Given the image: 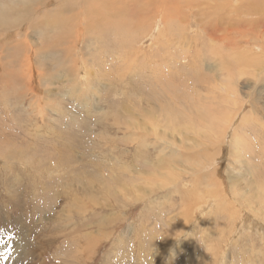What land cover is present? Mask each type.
Masks as SVG:
<instances>
[{
  "label": "rangeland",
  "instance_id": "rangeland-1",
  "mask_svg": "<svg viewBox=\"0 0 264 264\" xmlns=\"http://www.w3.org/2000/svg\"><path fill=\"white\" fill-rule=\"evenodd\" d=\"M85 1L0 36V264H264V0Z\"/></svg>",
  "mask_w": 264,
  "mask_h": 264
},
{
  "label": "bare ground",
  "instance_id": "bare-ground-1",
  "mask_svg": "<svg viewBox=\"0 0 264 264\" xmlns=\"http://www.w3.org/2000/svg\"><path fill=\"white\" fill-rule=\"evenodd\" d=\"M42 0H6V2L3 4V5H1L0 4V13H2V14H4V16H2V18L0 17V31L2 32V33H0V36H2V35H5V34H10L11 35V33L9 32V30H10V28H13V30L14 29H16V28H18V27H20V25H22L23 27L27 24V30L28 29H31V31H33L34 30V27H36L38 24L36 23V21H38L41 17H42V14L44 15H47V12H44V11H34V10H36V8L40 5V2H41ZM52 1V0H51ZM56 1V0H55ZM77 1V0H76ZM83 1V0H82ZM85 1V0H84ZM124 1V0H123ZM144 1V0H143ZM165 1V0H164ZM177 1V0H176ZM175 1V2H176ZM181 1V0H180ZM194 1V0H193ZM204 1V0H203ZM203 1H202V3H203ZM207 1V0H206ZM209 1V0H208ZM232 1V0H231ZM260 1V0H259ZM71 2V1H70ZM80 2V1H79ZM79 2H78V4H79ZM86 2V1H85ZM88 3H100V4H102V2H103V0H88L87 1ZM174 2V1H173ZM178 2V1H177ZM182 2H184L183 0H182ZM186 2V1H185ZM211 2V1H210ZM217 2V1H216ZM223 2H225V1H223ZM233 2V1H232ZM231 2V3H232ZM81 3V2H80ZM83 3V2H82ZM73 4V3H72ZM85 4V3H84ZM89 4V5H90ZM176 4V3H175ZM179 4H181V3H178V5ZM184 4V3H183ZM182 4V5H183ZM206 4H207V2H206ZM220 4H222V3H220ZM224 4V3H223ZM226 4V3H225ZM74 5V4H73ZM72 5V6H73ZM86 5V4H85ZM174 5V4H173ZM177 5V4H176ZM185 5V4H184ZM183 5V6H184ZM195 5V4H194ZM233 5V4H232ZM67 6V5H66ZM79 6V5H78ZM84 6V5H83ZM82 6V7H83ZM92 6V5H91ZM91 6H89V7H91ZM181 6V5H180ZM179 6V7H180ZM212 6L214 7L215 5H213V2H212ZM218 6V5H217ZM228 6V5H227ZM61 7V6H60ZM74 7V6H73ZM80 7V6H79ZM86 7H88L87 5H86ZM259 7V6H258ZM63 8V7H62ZM67 8V7H66ZM66 8H64V9H66ZM94 8V7H93ZM93 8H91V9H93ZM188 9L190 8V7H187ZM215 9L217 8V7H214ZM214 8H213V10H214ZM138 9V8H137ZM143 9V8H142ZM230 9V8H229ZM228 9V10H229ZM238 9V8H237ZM67 10V9H66ZM77 10V9H76ZM83 10V9H82ZM87 10V9H86ZM129 10V9H128ZM133 11H135L134 9H132ZM149 10H151L150 9V7H149V9H148V11ZM165 10V9H164ZM195 10V9H194ZM258 10V9H257ZM65 11V10H64ZM94 11V10H93ZM97 10H95V12H96ZM99 11H100V9H99ZM130 11V10H129ZM138 11V10H137ZM153 11H154V8H153ZM153 11H151V12H153ZM182 11V10H181ZM206 11V10H205ZM204 11V12H205ZM211 11V10H210ZM218 11H220V10H218ZM239 11V10H238ZM84 12H85V10H84ZM125 12V11H124ZM180 12V11H179ZM178 12V13H179ZM203 12V11H202ZM208 12V11H207ZM225 12V11H224ZM230 12H231V10H230ZM50 13V12H49ZM64 13V12H63ZM77 13V12H76ZM129 13V12H128ZM133 13V12H132ZM191 13V12H190ZM78 14V13H77ZM82 14V13H81ZM95 14V13H94ZM130 14V13H129ZM135 14V13H134ZM148 14H149V12H148ZM153 14H154V12H153ZM156 14L157 13H155V15L154 16H156ZM192 14V13H191ZM220 14V13H219ZM223 14V13H222ZM233 14V13H232ZM57 15H60L59 13H57ZM62 15V14H61ZM64 15H66L65 13H64ZM73 15V14H72ZM76 15V14H75ZM80 15V14H79ZM135 15H137V14H135ZM134 15V16H135ZM182 15H184V14H182ZM189 15V14H188ZM230 15V14H229ZM9 16H11L12 17V20L11 21H8L9 20ZM67 16H69V15H67ZM94 16V15H93ZM123 16V15H122ZM121 16V17H122ZM185 16V15H184ZM187 16V15H186ZM191 16H193V15H191ZM74 17H76V16H74ZM90 17H92V16H90ZM90 17L88 16V18L90 19ZM121 17H119V18H121ZM126 17H128V14H127V16ZM131 17H133V16H131ZM151 16L149 15V18H150ZM165 17V16H164ZM189 17V16H188ZM248 17V16H247ZM60 18H64L63 16L62 17H60ZM77 18V17H76ZM75 18V20H77V19H79V18H77L76 19ZM85 18H86V16H85ZM87 18V19H88ZM157 18V17H156ZM169 18H171V17H169ZM175 18V17H174ZM181 18V17H180ZM179 18V19H180ZM227 18V17H226ZM66 19V18H65ZM64 19V20H65ZM73 19V21H74V18H72ZM127 19V18H126ZM131 19V18H130ZM152 19H154L153 17L151 18V20ZM189 19V18H188ZM213 19V18H212ZM211 19V20H212ZM44 20H46V19H44ZM54 20H56V19H54ZM63 20V19H62ZM66 20H69V18H67ZM92 20V19H91ZM90 20V21H91ZM107 19H105V21H106ZM150 20V19H149ZM156 20V19H155ZM170 20V19H169ZM171 20H173V19H171ZM176 20V19H175ZM191 20V19H190ZM190 20H188V21H190ZM214 20H216V19H214ZM70 21V20H69ZM97 21H99L100 23L102 22V21H100V20H97ZM112 21V20H111ZM124 22H125V20H123ZM127 21V20H126ZM129 21V20H128ZM131 21V20H130ZM206 21V20H205ZM11 22V23H10ZM45 22H47V24H49L50 22H52V21H50L49 22V20L47 21H45ZM58 22V21H57ZM57 22L54 24V25H56L57 24ZM63 22V21H62ZM71 22V21H70ZM75 22V21H74ZM80 22H81V20H80ZM87 22V21H86ZM107 22V21H106ZM140 22H142L141 21V19H140ZM147 22H149V21H147ZM153 22V21H152ZM152 22H150L149 24H151ZM166 22V21H165ZM164 22V24H166ZM174 21H170V23H173ZM190 22H193V21H190ZM33 23V24H32ZM53 23V22H52ZM64 23V22H63ZM65 23H69L68 21L67 22H65ZM82 23V22H81ZM107 23H109V22H107ZM121 24H122V22H120ZM175 23V22H174ZM179 24H181L180 22H178ZM216 23H219L218 21L216 22ZM248 23V22H247ZM36 24V25H35ZM70 24V23H69ZM73 24V23H72ZM102 24V23H101ZM118 24V23H117ZM176 24V23H175ZM220 24V23H219ZM222 25H223V23H221ZM257 24V23H256ZM44 25V24H43ZM51 26L53 25V24H50ZM50 25H48V27L50 26ZM62 25V24H61ZM61 25H60V27H61ZM64 25H66V24H64ZM97 25V24H96ZM109 25H111V24H109ZM108 24L105 26V27H108L109 26ZM140 25V24H139ZM144 25V24H143ZM146 25V24H145ZM144 25V26H145ZM158 25V24H157ZM177 25V24H176ZM191 25V24H190ZM46 26V25H45ZM56 26H58V25H56ZM55 26V27H56ZM74 26V25H73ZM72 25L70 26L69 25V27H73ZM85 26V25H84ZM87 26V25H86ZM85 26V27H86ZM100 26V25H99ZM98 26V27H99ZM102 26H103V24H102ZM122 26H123V24H122ZM124 26H126V24H124ZM123 26V27H124ZM147 26V25H146ZM166 26H168V24L166 25ZM172 26V25H171ZM180 26V25H179ZM179 26H177V27H175V28H178ZM214 26V25H213ZM224 26V25H223ZM247 26V25H246ZM54 27V26H53ZM59 27V28H60ZM66 27V26H65ZM64 27V28H65ZM76 28H77V26H75ZM91 27V26H90ZM89 27V28H90ZM96 27V26H95ZM97 27V29H99ZM151 27H153L152 25H151ZM41 28V27H40ZM40 28H38V29H40ZM47 28V27H46ZM50 28V27H49ZM83 28V27H82ZM87 28V27H86ZM92 28V27H91ZM101 28H104V26L103 27H101ZM140 28V27H139ZM146 28V27H145ZM147 28H148V26H147ZM168 28V27H167ZM180 28V27H179ZM23 29V28H22ZM25 29V28H24ZM57 29H58V27H57ZM63 29V28H62ZM84 29V28H83ZM88 29V28H87ZM86 29V30H87ZM117 29H119V28H116V30ZM122 29V28H121ZM127 29V28H126ZM141 29H142V27H141ZM170 27H169V31H170ZM191 29V28H190ZM232 29V28H231ZM250 29V28H249ZM13 30H10V31H12L13 32ZM26 30V29H25ZM48 30V29H47ZM56 30V29H55ZM59 30V29H58ZM69 30H70V28H69ZM68 30V31H69ZM72 30V29H71ZM89 30V29H88ZM91 30H93V29H91ZM105 30V29H104ZM108 32H109V30H108V28L106 29ZM111 30H114V29H111ZM179 30V29H178ZM183 30V29H182ZM193 30L195 31V29L193 28ZM51 31V30H50ZM54 31V30H53ZM52 31V32H53ZM57 31V30H56ZM62 33H63V31L62 30H60ZM60 31H58L57 33H59ZM98 31H100V30H98ZM97 31V32H98ZM124 31H126L125 29H124ZM127 31H129V28L127 29ZM126 31V32H127ZM144 31H146V30H144ZM164 32L166 31V30H163ZM191 31V30H190ZM40 32V31H39ZM55 32V31H54ZM73 32H74V30H73ZM86 32H88V31H86ZM90 32V31H89ZM88 32V34H90ZM115 32V34H116V36H118L117 35V33H118V31H114ZM148 32H149V29H148ZM147 32V33H148ZM164 32H162V34L164 33ZM168 32V31H167ZM17 34H15V35H17L18 37H23V36H25V35H27V31H22V32H20V31H17L16 32ZM20 33H23V34H20ZM44 33H46V31L44 32ZM56 33V35H59V34H57ZM65 33V32H64ZM96 33V32H95ZM119 33H121V35L123 34L122 32H119ZM127 33H129V32H127ZM144 33V32H143ZM170 33V32H169ZM172 33V32H171ZM40 34V33H39ZM38 34V35H39ZM49 34H51V33H49ZM48 34V35H49ZM61 34V33H60ZM69 33H67V35H68ZM76 34H78V35H83L82 34V31H80L79 29H77L76 30ZM97 34V33H96ZM114 34V33H113ZM126 34V33H125ZM144 34H146V32L144 33ZM198 34V33H197ZM202 34V33H201ZM38 35H37V37H38ZM41 35V34H40ZM39 35V36H40ZM52 35H55V33L54 34H52ZM51 35V36H52ZM91 35H92V33H91ZM98 35V34H97ZM147 35V34H146ZM146 35H143V36H146ZM167 36H168V34H166ZM46 36V35H45ZM45 36H44V38H45ZM71 36V38H73L72 37V34L70 35ZM83 36H85V35H83ZM96 36V35H95ZM94 36V37H95ZM163 36V35H162ZM169 36H171L172 37V34H170ZM196 36V35H195ZM203 36V35H202ZM42 37H43V34H42ZM53 37V36H52ZM66 37V36H65ZM68 37H69V35H68ZM80 37V36H79ZM165 37V36H164ZM164 37H163V40H164ZM170 37V38H171ZM175 37H177V36H175ZM186 37V36H185ZM33 38V37H32ZM41 37H39V39H40ZM49 38V37H48ZM51 38V37H50ZM59 38H60V36H59ZM83 38V37H82ZM81 38V39H82ZM99 38H101L100 36H99ZM131 38V37H130ZM143 38V37H142ZM145 38V37H144ZM144 38H143V40H144ZM161 38V37H160ZM2 37H0V41H2ZM27 39V38H26ZM38 39V40H39ZM47 39V38H46ZM63 39V38H62ZM74 39V38H73ZM90 39V38H89ZM156 39H158V37L156 38ZM186 39V38H185ZM20 40V39H19ZM22 40V39H21ZM24 40V39H23ZM41 40H42V38H41ZM53 40V39H52ZM88 40V39H87ZM92 40V39H91ZM102 40V39H101ZM160 40V39H159ZM159 40H156V41H158L159 42ZM47 41V40H46ZM69 41V40H68ZM76 41V40H75ZM86 41V40H85ZM97 41H98V39H97ZM100 41V40H99ZM162 41V39L160 40V42ZM38 42V41H37ZM57 42V40L55 41V43ZM60 43L62 42V41H59ZM77 42V41H76ZM93 42V41H92ZM131 42H133V41H131ZM25 43V42H24ZM47 43V42H46ZM64 43H66V42H64ZM64 43H62V44H64ZM69 43V42H68ZM85 43H87V41L85 42ZM95 43V42H94ZM124 43V42H123ZM25 44H27V43H25ZM37 44V43H36ZM44 44V43H43ZM73 44V43H72ZM29 45H31V44H29ZM28 44L26 45V46H29ZM124 45H126V44H124ZM50 46V45H49ZM64 46H66V45H64ZM74 46H76V45H74ZM110 46V45H109ZM230 46V45H229ZM44 47H47V46H44ZM54 47H56V44H55V46ZM58 47V46H57ZM69 47V46H68ZM71 47H72V45H71ZM111 47V46H110ZM112 47H113V45H112ZM117 47V46H116ZM122 47V46H121ZM127 46H124V48H126ZM26 48V47H25ZM43 48V47H42ZM52 48V47H51ZM77 48V47H76ZM90 48V47H89ZM93 48V47H92ZM118 48V47H117ZM120 48V47H119ZM118 48V49H119ZM150 48V47H149ZM29 49H31V48H29ZM38 49H39V47H38ZM68 49H70V48H67V50ZM95 49V48H94ZM114 49V48H113ZM146 49V48H145ZM151 49V48H150ZM27 50V49H26ZM40 50V49H39ZM0 51H1V46H0ZM36 51H38V50H36ZM46 51H47V49H46ZM71 51V50H70ZM73 51V50H72ZM71 51V52H72ZM93 51H95V50H93ZM43 52H44V50H43ZM49 52V51H48ZM51 52V51H50ZM56 52H58V51H56ZM67 52V51H66ZM75 52V51H74ZM82 52V51H81ZM37 53V52H36ZM47 53V52H46ZM53 53V52H52ZM51 53V55H53V54H55V53H53L52 54ZM68 53V52H67ZM78 53H80V52H78ZM70 54V53H69ZM68 54V55H69ZM73 54V53H72ZM76 54V53H75ZM98 54H99V52H98ZM44 55V54H43ZM55 55H57V54H55ZM58 55H60V54H58ZM83 55V54H82ZM100 55V54H99ZM117 56H118V54H116ZM41 56V55H40ZM40 56H38V57H40ZM73 56V55H72ZM81 56V55H80ZM84 56H85V54H84ZM97 56V55H96ZM111 56V55H110ZM51 57V56H50ZM67 57V56H66ZM70 57H71V55H70ZM75 57H76V55H75ZM106 57V56H105ZM27 58H29V56L27 57ZM45 58V57H44ZM49 58V57H48ZM72 58V57H71ZM77 58V57H76ZM80 58V57H79ZM118 58V60H120L119 58H120V56H118L117 57ZM5 59V58H4ZM7 59V58H6ZM35 59H36V61L40 64L41 62H39V61H41V59L39 60V59H37L36 57H35ZM47 59V58H46ZM52 59V58H51ZM67 59H68V57H67ZM70 59V58H69ZM85 58H83V60H84ZM114 59V58H113ZM146 59V58H145ZM14 60H17V59H14ZM94 60V59H93ZM142 60V59H141ZM8 61V60H7ZM9 61H13V59L12 60H9ZM18 61V60H17ZM17 61H15V62H17ZM23 61H25V60H23ZM28 61H29V59H28ZM28 61H25V62H28ZM35 61V60H34ZM42 61H43V59H42ZM45 61V60H44ZM67 61H69V62H71L70 60H67ZM91 61V60H90ZM113 61V60H112ZM146 61H148V60H146ZM14 62V61H13ZM69 62H67V63H69ZM35 63V62H34ZM48 63V61L47 62H45V64L46 65H49L50 66V63L49 64H47ZM85 63V62H84ZM87 63H89L88 61H87ZM99 64L98 65H100V61L98 62ZM111 63V62H110ZM10 64V63H9ZM17 64V63H16ZM16 64H14V66H13V68L16 66ZM32 64V63H31ZM79 64V63H78ZM96 64H97V62H96ZM101 64H102V62H101ZM117 64V63H116ZM24 65V64H23ZM37 65V64H36ZM43 64H41V66H42ZM65 65V64H64ZM63 65V66H64ZM84 65H86V64H84ZM88 65V64H87ZM205 65V64H204ZM7 66V65H6ZM52 66V65H51ZM51 66H50V68H51ZM67 66H69L68 64H67ZM82 66V65H81ZM80 66V67H81ZM91 66V65H90ZM97 66V65H96ZM95 66V67H96ZM101 66V65H100ZM104 66V65H103ZM110 66H111V64H110ZM243 66V65H242ZM256 66V65H255ZM264 66V65H263ZM2 67H4V66H2ZM11 66H9V67H7V68H10ZM20 67V66H19ZM26 67V66H25ZM66 67V66H65ZM83 67V66H82ZM98 67V66H97ZM140 67V66H139ZM41 68V67H40ZM49 68V67H48ZM63 68V67H62ZM70 68V67H69ZM102 68V67H101ZM111 68V67H110ZM220 68V67H219ZM264 68V67H263ZM17 69H19V68H17ZM16 69V70H17ZM29 69H30V67H29ZM67 69V68H66ZM98 69H99V67H98ZM97 69V70H98ZM208 69V68H207ZM216 69V68H215ZM10 70V69H9ZM22 70H24V68H20V71H22ZM43 70V69H42ZM57 70H61V69H57ZM63 70H64V68H63ZM69 70V69H68ZM102 70V69H101ZM140 70H142V69H140ZM209 70V69H208ZM210 70H212V69H210ZM27 71V70H26ZM45 71H47V70H45ZM74 71V70H73ZM76 71V70H75ZM100 71V70H99ZM98 71V72H99ZM215 71V70H214ZM14 72V71H13ZM18 72V71H17ZM17 72L15 71V73L17 74ZM43 72V71H42ZM78 72H80V71H77V74H78ZM82 72V71H81ZM80 72V73H81ZM102 72V71H101ZM106 72V71H105ZM108 72H109V70H108ZM111 72V71H110ZM144 72V71H143ZM211 72H213V71H211ZM257 72V71H256ZM3 73V72H2ZM11 73H12V70H11ZM20 73H22V72H20ZM25 73V72H24ZM37 73V72H36ZM70 73H71V71H70ZM69 73V74H70ZM79 73V74H80ZM84 73V72H83ZM141 73V72H140ZM148 73V72H147ZM6 74H8V72L6 73ZM13 74V73H12ZM16 74H15V76H16ZM18 74H19V72H18ZM17 74V75H18ZM26 74V73H25ZM39 74V73H38ZM57 74H60V73H57ZM61 74H63V73H61ZM74 74V73H73ZM93 74V73H92ZM99 73H97V75H98ZM108 73L106 72V75H107ZM156 74V73H155ZM9 75V79H11V75L10 74H8ZM40 76L42 75L43 76V74H39ZM55 75V74H54ZM65 75V74H64ZM84 75V74H83ZM102 75V74H101ZM105 75V76H106ZM109 75V74H108ZM107 75V76H108ZM120 75V74H119ZM143 75H145V74H143ZM153 74H151V76H152ZM1 76H3V75H1ZM5 76V75H4ZM7 76V75H6ZM15 76H12V79H13V77H15ZM39 76V77H40ZM58 76V75H57ZM66 76H68V75H66ZM75 76V75H74ZM81 76V75H80ZM88 76H90V75H88ZM142 76V75H141ZM150 76V77H151ZM64 77V76H63ZM70 77H72V76H70ZM69 77V78H70ZM112 77V76H111ZM17 78H19V77H17ZM41 78V77H40ZM43 78H44V76H43ZM42 78V79H43ZM58 78H60V77H57V79ZM73 78V77H72ZM72 78H70V79H72ZM102 78V77H101ZM109 78V77H108ZM112 78H114V77H112ZM115 78H117V75H116V77ZM145 78H146V76H145ZM148 78V77H147ZM146 78V79H147ZM1 79V78H0ZM44 79H46V78H44ZM49 79H51L50 77H49ZM94 79V78H93ZM111 79V78H110ZM109 79V80H110ZM117 79H119V78H117ZM149 79V78H148ZM3 80V79H2ZM5 80V79H4ZM14 80V79H13ZM41 80V79H40ZM52 80V79H51ZM62 80V79H61ZM69 80V79H68ZM67 80V81H68ZM73 80H75V79H73ZM83 80V79H82ZM87 80H90L89 79V77H88V79ZM103 80V79H102ZM104 80H107V79H105L104 78ZM113 80H116V79H113ZM113 80H110V82L107 80V85L109 84V83H111V81H113ZM120 80V79H119ZM118 80V81H119ZM6 81V80H5ZM17 81V80H16ZM15 81V82H16ZM25 81H27V80H25ZM55 81H57V80H54V82L53 83H55ZM59 81H60V79H59ZM64 81H66V80H64ZM70 81V80H69ZM255 81V80H254ZM0 82H3V81H0ZM22 83H25V82H23V81H21ZM45 82V81H44ZM47 83H48V80L46 81ZM97 82H98V80H97ZM104 82V81H103ZM109 82V83H108ZM117 82V81H116ZM159 82V81H158ZM10 83H14V82H11L10 81ZM51 83V82H50ZM88 83H89V81H88ZM100 83H101V81H100ZM114 83H115V81H114ZM113 83V84H114ZM8 84V83H7ZM17 84H18V82H17ZM27 84V83H26ZM91 84H93V83H91ZM95 84H96V82H95ZM112 84V83H111ZM2 85V84H1ZM19 85V84H18ZM43 85V84H42ZM106 85V86H107ZM248 85V84H247ZM12 86H13V84H12ZM72 86V85H71ZM74 86V85H73ZM112 86V85H111ZM114 86V85H113ZM116 86V85H115ZM149 86V85H148ZM3 87H5V85H3ZM45 87V86H44ZM140 87V86H139ZM144 87V86H143ZM17 88H19V86L17 87ZM22 88H23V86H22ZM107 88V87H106ZM112 88V87H111ZM150 88H151V86H150ZM109 89H110V87H109ZM129 89V88H128ZM245 89V88H244ZM113 91H115L114 89H112ZM111 90V91H112ZM137 90V89H136ZM165 90V89H164ZM259 90V89H258ZM264 90V89H263ZM46 91V90H45ZM118 91V90H117ZM247 91V90H246ZM52 92V91H51ZM166 92V91H165ZM244 92H245V90H244ZM45 93V92H44ZM49 93V92H48ZM119 93V92H118ZM121 93V92H120ZM123 93V92H122ZM115 94V93H114ZM133 94V93H132ZM252 94V93H251ZM255 94V93H254ZM261 94V93H260ZM1 95V94H0ZM68 95V94H67ZM70 95V94H69ZM258 95V94H257ZM3 96V95H2ZM13 96V95H12ZM74 96V95H73ZM147 96V95H146ZM168 96V95H167ZM253 96H255V95H253ZM5 97V96H4ZM9 97V96H8ZM126 97V96H125ZM1 98V97H0ZM146 98V97H145ZM250 98V97H249ZM257 98H259V97H257ZM8 99V98H7ZM14 99V98H13ZM163 99V98H162ZM5 100V99H4ZM12 100V99H11ZM15 100V99H14ZM158 100V99H157ZM164 100V99H163ZM167 100V99H166ZM8 101V100H7ZM153 101V100H152ZM260 101V100H259ZM6 102V101H5ZM83 102V101H82ZM159 102V101H158ZM252 102H254V101H252ZM12 103V102H11ZM84 103H86V102H84ZM156 103V102H155ZM148 105V104H147ZM253 105V104H252ZM6 106V105H5ZM8 106V105H7ZM255 106V105H254ZM10 107H11V104H10ZM63 107V106H62ZM12 108V107H11ZM65 108V107H64ZM144 108V107H143ZM116 109V108H115ZM263 109V108H262ZM64 110V109H63ZM67 110V109H66ZM117 110V109H116ZM164 110V109H163ZM145 111V110H144ZM260 111V110H259ZM68 112V111H67ZM130 112V111H129ZM56 113V112H55ZM60 114H62L61 112H59ZM163 113V112H162ZM139 114V113H138ZM144 114V113H143ZM153 114V113H152ZM164 114V113H163ZM263 114V113H262ZM59 115V114H58ZM64 115H65V113H64ZM63 115V116H64ZM67 115V114H66ZM128 115V114H127ZM169 115V114H168ZM56 116V115H55ZM148 116H149V114H148ZM164 116H166V114L164 115ZM163 116V117H164ZM125 117V116H124ZM170 117H171V114H170ZM11 118V117H10ZM133 118V117H132ZM173 118H174V116H173ZM12 119H14L13 117H12ZM130 119H131V117H130ZM51 120V119H50ZM121 120V119H120ZM126 120H129V119H126ZM166 120H168V119H166ZM17 121V120H16ZM123 121V120H122ZM136 122V121H135ZM131 123V122H130ZM170 123H171V120H170ZM131 124H133V123H131ZM55 125H57V124H55ZM105 125V124H104ZM135 125V124H134ZM164 127V126H163ZM123 128V127H122ZM168 128V127H167ZM166 129V128H165ZM164 129V131H166ZM0 130H1V128H0ZM5 131V130H4ZM116 131V130H115ZM15 132V131H14ZM17 132V131H16ZM38 132V131H37ZM134 133V132H133ZM263 133H264V131H263ZM3 135V134H2ZM23 135V134H22ZM31 135V134H30ZM4 136H6V135H4ZM24 136V135H23ZM22 137V136H21ZM122 137H126V136H121L120 138L122 139ZM7 138V137H6ZM8 138H10L9 136H8ZM7 138V139H8ZM12 138V137H11ZM26 138V137H25ZM0 139H2V138H0ZM16 139H17V137H16ZM30 139V138H29ZM119 139V138H118ZM120 139V140H121ZM31 140V139H30ZM117 140V139H116ZM11 141H15V140H10V142ZM10 142H8V144L10 145ZM21 142V141H20ZM25 142H28V141H25ZM34 142V141H33ZM263 142V141H262ZM18 143V142H17ZM29 143V142H28ZM101 143V142H100ZM25 144H27V143H25ZM29 145V144H28ZM16 146V144L14 145V147ZM20 146V145H19ZM23 146H24V144H23ZM27 146V145H26ZM26 146H25V148H26ZM233 146V145H232ZM20 147H22V146H20ZM108 147V146H107ZM106 147V148H107ZM264 147V146H263ZM25 148H23V149H25ZM100 149H101V146L99 147ZM256 148V147H255ZM258 148V147H257ZM21 149V148H20ZM104 149V148H103ZM117 149V148H116ZM115 149V150H116ZM53 150V149H52ZM94 150V149H93ZM254 150H256V149H254ZM259 150V149H258ZM20 151H22V150H20ZM45 151H47V150H45ZM100 151V150H99ZM102 151V150H101ZM104 151V150H103ZM109 151H110V149H109ZM257 151V150H256ZM54 152V151H53ZM114 152V151H113ZM130 152V151H129ZM132 152V151H131ZM130 152V153H131ZM254 152V151H253ZM259 152V151H258ZM261 152V151H260ZM49 153V152H48ZM47 153V154H48ZM50 153H52L51 151H50ZM55 153V156H56V152H54ZM63 153V152H62ZM95 153V152H94ZM101 153V152H100ZM104 153H105V151H104ZM107 153V152H106ZM105 153V154H106ZM67 154V153H66ZM121 154V153H120ZM262 155H264L263 153H261ZM260 154V155H261ZM51 155V154H50ZM98 155H99V153H98ZM257 155V154H256ZM258 155H259V153H258ZM62 156H64V155H62ZM61 156V158H63ZM68 156V155H67ZM93 156H95V155H93ZM92 156V157H93ZM102 156H104V155H102ZM48 157H50L51 158V156H48ZM96 157V156H95ZM52 158H54V157H52ZM57 158V157H56ZM68 158H71V157H68ZM99 158V157H98ZM101 158V157H100ZM105 158V157H104ZM259 158V157H258ZM47 159V158H46ZM59 159V158H58ZM65 159H67V158H65ZM72 159V158H71ZM261 159H263V158H261ZM61 160V159H60ZM60 160H58V162L60 161ZM82 160V159H81ZM65 161V160H64ZM74 161V160H73ZM80 161V160H79ZM106 161V160H105ZM260 161V160H259ZM45 162V161H44ZM60 162H62V161H60ZM68 162V161H67ZM70 162V161H69ZM83 163H84V160L82 161ZM262 162H263V160H262ZM57 163V162H56ZM64 163V162H63ZM80 163V162H79ZM87 163V162H86ZM85 164V163H84ZM72 166V165H71ZM264 167V166H263ZM19 172V171H18ZM181 172V171H180ZM180 172L178 173V174H180ZM208 173H209V171H208ZM57 174V173H56ZM62 174V173H61ZM262 174V173H261ZM94 175V174H93ZM259 175V174H258ZM138 177V176H137ZM137 177H135V178H137ZM260 177V176H259ZM258 177V178H259ZM63 178V177H62ZM134 178V177H133ZM164 178H165V176H164ZM264 178V177H263ZM260 179V178H259ZM135 180V179H134ZM174 181V180H173ZM176 181H177V179H176ZM178 181H179V179H178ZM185 181V180H184ZM183 181V182H184ZM182 182V183H183ZM223 182V181H222ZM259 183V182H258ZM170 185V184H169ZM150 186V185H149ZM171 187H172V184L170 185ZM181 186H182V184H181ZM177 188V187H176ZM74 191V190H73ZM119 192V191H118ZM171 193V192H170ZM70 193L68 192V190L67 189H65V190H61L60 192H59V195H58V197H60L62 200H61V202H60V205L61 204H64V208H66V207H68V206H72V205H76L73 201H71V200H68L67 198H68V195H69ZM169 194V193H168ZM175 194H177V193H175ZM146 195V194H145ZM73 196V195H72ZM147 196V195H146ZM181 196L182 197H184V194H181ZM171 197V196H170ZM169 198V197H168ZM170 199V198H169ZM182 199H184V198H182ZM73 200V199H72ZM213 200V199H212ZM54 201V200H53ZM116 201H117V199H116ZM182 201V200H181ZM207 201V200H206ZM56 202V201H55ZM183 202V201H182ZM181 202V204H183ZM200 202V201H199ZM209 202H212L211 200L210 201H208L207 203H209ZM51 203H52V201H51ZM121 203H124V202H121ZM201 204H202V201L200 202ZM204 203H206V202H204ZM219 203V202H218ZM222 203V202H221ZM221 203H220V205H221ZM53 205V204H52ZM74 206H72L73 208H74ZM183 206V205H182ZM185 206H187V205H185ZM189 206V205H188ZM200 206V205H199ZM217 206H219V205H217ZM191 207V206H190ZM189 207V208H190ZM195 207V206H194ZM123 208V207H122ZM192 208V207H191ZM199 208V207H198ZM81 209V208H80ZM79 209V210H80ZM121 209V208H120ZM200 209V208H199ZM198 209V210H199ZM220 209V208H219ZM222 209V208H221ZM190 211V209H187V207H186V212L187 211ZM205 210V209H204ZM195 211V210H194ZM201 211V210H200ZM86 212V211H85ZM210 213V212H209ZM222 213V212H221ZM220 213V214H221ZM65 213H63L62 215H64ZM70 214H72L71 213V210H70V212H69V216H68V219L63 223L64 225H67V226H70V227H72L71 228V231H70V234H68V235H64V239H70V238H72L73 237V233H74V226H73V223L71 222V216H70ZM82 214V213H81ZM120 214V213H119ZM122 214V213H121ZM218 214V213H217ZM225 214V213H224ZM56 214H50V216H49V221H50V226L52 225V222H55L54 220H53V218H54V216H55ZM78 215V214H77ZM175 214H173V216H174ZM216 215V214H215ZM80 216V215H79ZM120 216V215H119ZM172 216V215H171ZM214 216V215H213ZM227 216V215H226ZM231 216V215H230ZM216 217L217 216H215V219H216ZM224 217V216H223ZM166 218V217H165ZM170 218V217H169ZM168 218V219H169ZM197 218V217H196ZM195 218V219H196ZM213 217H211V219H212ZM226 218V217H225ZM172 218H170V220H171ZM229 219V218H228ZM233 219V218H232ZM156 220V219H155ZM167 222H168V220L167 219H165ZM169 220V221H170ZM219 220H220V218H219ZM223 220V219H222ZM226 220V219H225ZM83 221V220H82ZM82 221H80V222H82ZM157 221V220H156ZM173 222V221H172ZM202 222H204V220L202 221ZM78 223V222H77ZM76 223V224H77ZM166 223V222H165ZM176 223V222H175ZM199 223H201V222H199ZM211 223V222H210ZM75 224V223H74ZM79 224H81V223H79ZM158 224V223H157ZM168 224V226L170 225L169 223H167ZM178 224V223H177ZM204 224V223H203ZM205 225V224H204ZM218 225V224H217ZM79 226V225H78ZM82 226H84V223H83V225ZM171 226H173V225H171ZM177 226V225H176ZM216 226V225H215ZM214 226V227H215ZM167 227V226H166ZM179 227V226H178ZM183 227V226H182ZM213 227V228H214ZM33 228V227H32ZM80 228H81V226H80ZM161 228H164V227H161ZM218 228V227H217ZM217 228L215 227L214 229H216L217 230ZM181 229V228H180ZM209 229V228H208ZM212 229V228H211ZM54 230V229H53ZM216 230H214V231H216ZM220 230V229H219ZM219 230H217V232L219 231ZM179 231V230H178ZM223 232H224V230H222ZM231 231V230H230ZM216 232V233H217ZM31 233V232H30ZM51 233V232H50ZM209 233V232H208ZM212 233V232H211ZM219 233V232H218ZM217 233V234H218ZM226 233V232H225ZM45 234H47L48 236L50 235L49 234V232H43V234H42V236L44 237L45 236ZM223 234V233H222ZM230 234H232V233H230ZM206 235H207V233H206ZM205 235V236H206ZM143 236V235H142ZM145 236V235H144ZM158 236V235H157ZM208 237V236H207ZM142 238V237H141ZM214 238H215V236H214ZM143 239V238H142ZM158 239V238H157ZM209 239V238H208ZM213 239V238H212ZM144 240V239H143ZM149 240V239H148ZM155 240H156V237H155ZM146 241V240H145ZM208 241H210V240H208ZM213 241H214V239H213ZM224 241V240H223ZM45 242H47V241H45ZM205 242V241H204ZM217 242V241H216ZM185 243H186V241H185ZM207 243V242H206ZM45 244V243H44ZM200 244V243H199ZM208 244V243H207ZM214 244H215V242H214ZM220 244V243H219ZM37 245V244H36ZM43 245V244H42ZM147 245H148V243H147ZM180 245H181V243H180ZM216 245H217V243H216ZM219 246V245H218ZM217 246V247H218ZM138 247V246H137ZM143 247V246H142ZM178 247V246H177ZM180 247V246H179ZM140 248V247H139ZM143 250V249H142ZM66 251V250H65ZM144 251V250H143ZM73 251L71 250L70 251V254L72 253ZM55 253V252H54ZM61 253V255L62 254H64V253H62V252H60ZM67 253V252H66ZM58 255V254H57ZM57 255H54V256H56L57 257ZM61 255H59L60 257H61ZM65 255V254H64ZM63 255V256H64ZM67 255V254H66ZM158 255V254H157ZM53 256V255H52ZM139 256V255H138ZM13 258V257H12ZM11 258V259H12ZM53 258V257H52ZM10 259V260H11ZM15 260V259H14ZM84 258H81V259H79V258H71L70 260H66V261H64V260H62V261H64V262H66V264H81L82 262H84ZM90 260V259H89ZM88 260V261H89ZM109 260V259H108ZM132 260H135L134 258L132 259ZM151 260H152V258H151ZM150 260V261H151ZM161 261H162V259H160ZM55 261V260H54ZM61 261V262H62ZM87 261V262H88ZM58 262H60V261H58ZM63 264V263H62ZM144 264V263H143Z\"/></svg>",
  "mask_w": 264,
  "mask_h": 264
}]
</instances>
